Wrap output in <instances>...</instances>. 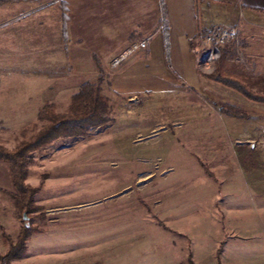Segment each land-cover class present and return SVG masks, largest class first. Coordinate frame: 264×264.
I'll list each match as a JSON object with an SVG mask.
<instances>
[{
	"label": "rangeland",
	"instance_id": "obj_1",
	"mask_svg": "<svg viewBox=\"0 0 264 264\" xmlns=\"http://www.w3.org/2000/svg\"><path fill=\"white\" fill-rule=\"evenodd\" d=\"M60 1L0 2V77L3 88L16 90L0 91V143L15 147L33 132L28 125L46 101L66 110L79 84L98 74L110 119L31 153L27 182L39 187L36 211L18 208L10 166L0 159V252L27 225L35 230L11 264H177L189 254L198 264H218L220 245L221 264H264V102L213 80L216 62L212 71L201 67L207 29L199 38L200 82L188 83L176 68L137 67L142 48L120 64L76 68L69 79L38 75L40 82L12 70L50 64L49 47L60 39ZM78 1L72 27L85 31L90 46L96 42L89 32L99 31L102 17L124 34L154 22L153 12L143 14L141 4L127 0ZM229 24L239 26L240 41L222 47L221 68L264 92V14L252 26L241 17ZM215 25L226 23L208 28ZM161 36L157 31L153 41ZM224 104L248 116L226 115ZM242 142L251 148L246 159L237 146Z\"/></svg>",
	"mask_w": 264,
	"mask_h": 264
},
{
	"label": "crops",
	"instance_id": "obj_2",
	"mask_svg": "<svg viewBox=\"0 0 264 264\" xmlns=\"http://www.w3.org/2000/svg\"><path fill=\"white\" fill-rule=\"evenodd\" d=\"M68 1L70 18L67 37L65 39L61 22L59 34V40L61 42L58 40L54 45H50L49 52L51 53L49 54L48 61L50 64L44 66L55 67L70 65L72 67L71 74L67 77L59 78L60 80L72 78L76 68H91L93 65L97 64V67H102L101 65H103V63L110 64L111 61L113 64L114 59L122 53L117 54L113 58L112 56L118 49L124 48L125 45L131 43L132 40L135 41V39H133L135 37L137 40L136 42H138L146 38L150 33H153L154 35L149 40L147 46L142 48V53L135 56L134 61L136 62V66L143 67L146 70L150 69L152 73L154 68H161L163 66L170 67L171 69L176 68L188 83H192L193 81L200 82V74L202 73H200L199 69V38L201 32L204 29L209 30V25L219 20L222 23H226L225 26H230L232 24L229 23L236 21L238 17L242 18L246 26H252L253 23L260 21L261 15L264 14V0H127L129 3L141 4L140 9L143 14L146 13L147 15L149 11L153 12L155 14L154 22L147 27H144V24L136 25L129 33L124 34L117 28L115 21L112 22V19H104L102 17L98 24L99 31L97 33L89 32V34L92 33L93 36L91 41H93L94 44L96 42L95 46H90V44H88L90 42L84 40L85 31L80 29L76 30L72 27V3L78 0ZM224 2H228L230 7L224 5ZM58 7L60 8V6ZM237 10H239L238 14H236ZM219 12L222 15H219ZM24 13L25 11L19 14L22 15ZM58 14H61L60 10ZM140 30H143L141 35H139ZM157 31H160L162 36L153 41ZM165 35L168 36L167 42L165 40ZM96 36L98 38L97 40H95ZM107 38L109 42L105 40ZM167 46L168 56L166 55ZM154 60H158V63L155 64ZM176 69L174 70L175 73L177 72ZM148 70L146 72H148ZM34 75L35 77L33 78L35 80L39 78L38 80L43 82L42 78L37 77L41 74ZM84 81L86 80H83V82ZM74 83L75 80L72 81L73 85ZM3 86V77H0V91L4 89V91L7 90V92L14 91L12 93L16 94L14 88H3ZM20 91L21 89L19 88L17 92ZM40 92L41 91H39V93ZM6 97L7 96H4L5 99ZM219 247L222 248V245ZM196 250L199 251L198 248ZM193 258L199 263L195 254Z\"/></svg>",
	"mask_w": 264,
	"mask_h": 264
},
{
	"label": "trees",
	"instance_id": "obj_3",
	"mask_svg": "<svg viewBox=\"0 0 264 264\" xmlns=\"http://www.w3.org/2000/svg\"><path fill=\"white\" fill-rule=\"evenodd\" d=\"M3 1H20V0H0ZM61 14L60 19L62 22V30L66 39L68 34L69 23V8L66 0L60 1ZM168 36L165 35L167 42ZM233 43H236L234 41ZM227 49L231 48L229 43L226 44ZM168 46L166 47V55L168 56ZM226 51L221 48V55L216 61V68L209 76L230 88H233L243 94L245 97L264 102V92L252 88L242 78L229 74L221 68V58L225 55ZM15 71L29 72L33 74H41L50 78H63L67 77L72 72L70 65L44 67L36 66L30 69H22L18 67L12 68ZM200 73H204L200 70ZM221 111L226 115L245 117L248 113L241 107L233 104H224ZM110 104L109 98L103 93V76L98 75L93 79L84 81L79 88L70 96V101L66 110L60 111L57 104L53 101H46L38 111L37 121L31 122L34 130L27 137L23 138L15 147H8L0 143V159L8 162L11 170L12 180L16 188L13 192V197L16 201L18 208L22 211H36L41 205L35 203V194L39 187L33 186L27 182V174L29 165L33 162L31 153L41 148L55 139L61 137H75L85 134L91 127L98 126L105 123L110 119ZM26 129H24V132ZM240 154L243 159H246L247 154L251 148L247 143L237 144ZM246 149V151H244ZM227 163L226 175L231 176L234 169L231 165V160L228 157L224 158ZM205 171L212 177H215L214 172L206 165L203 164ZM35 230L34 226H25L23 231L18 235L15 242L11 241L10 247L5 253L0 252V264H11V261L20 258L26 250V240L30 234ZM221 247L217 250V261L221 264ZM177 264H198L193 256L190 254L184 260L179 261Z\"/></svg>",
	"mask_w": 264,
	"mask_h": 264
},
{
	"label": "built area",
	"instance_id": "obj_4",
	"mask_svg": "<svg viewBox=\"0 0 264 264\" xmlns=\"http://www.w3.org/2000/svg\"><path fill=\"white\" fill-rule=\"evenodd\" d=\"M150 33L146 38L133 43L129 48L125 49L117 56L113 63L120 64L127 56L134 51L147 46L149 40L153 37ZM240 29L238 25H215L211 27L204 35L203 40L209 45L203 51L201 67L206 71H212L215 68V62L221 55V48L229 42L236 41L239 43Z\"/></svg>",
	"mask_w": 264,
	"mask_h": 264
}]
</instances>
